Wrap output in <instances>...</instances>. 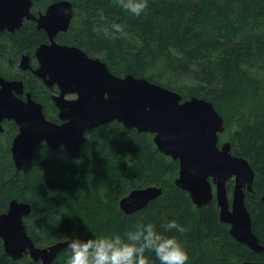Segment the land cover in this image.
Wrapping results in <instances>:
<instances>
[{
  "label": "trees",
  "instance_id": "trees-1",
  "mask_svg": "<svg viewBox=\"0 0 264 264\" xmlns=\"http://www.w3.org/2000/svg\"><path fill=\"white\" fill-rule=\"evenodd\" d=\"M56 1L61 0L36 1L33 11ZM69 1L75 16L69 31L57 38L59 43L101 59L119 77L146 78L184 100L197 96L214 104L225 120L220 144L230 142L232 154L247 159L256 173L246 204L253 232L264 247V0H148L146 13L139 17L116 0ZM113 24L123 25L127 35L106 38L104 30L114 31ZM46 40L44 31L25 25L14 35L0 36V56L16 63L23 52H33ZM25 80L46 118L59 122L52 89L35 76ZM17 132L18 126L6 121L0 133V211L6 212L13 200L28 203L32 212L25 225L37 246L93 234L123 235L140 223H152L164 232L162 225L175 219L187 231L165 234L181 241L188 264L264 261V251L253 252L232 237L216 199L198 208L189 193L176 186L179 161L162 154L153 135L118 122L106 124L86 133L80 159L64 147L51 150L43 144L24 173L17 170L11 153ZM148 186L162 187V195L136 213L120 209L122 198ZM233 186L229 181V198ZM70 255L67 248L51 264H67ZM147 255L151 264H159L155 254ZM0 264L42 262L28 255L14 261L0 238Z\"/></svg>",
  "mask_w": 264,
  "mask_h": 264
},
{
  "label": "water",
  "instance_id": "water-1",
  "mask_svg": "<svg viewBox=\"0 0 264 264\" xmlns=\"http://www.w3.org/2000/svg\"><path fill=\"white\" fill-rule=\"evenodd\" d=\"M36 1L0 0V32H15L29 19L47 33L50 43L37 48L40 66L34 73L47 87L59 88V94H54L52 100L61 123L48 120L42 105L29 94L26 102L15 95L23 93L21 81H7L0 76V133L5 121L18 126L11 143L17 170L28 173L36 149L43 144L51 150L64 147L73 158L80 159L88 131L118 122L127 129L153 135L158 150L179 161L176 186L188 192L198 208L216 199L220 219L230 226L232 237L253 252H263L246 204V192L253 190L256 173L247 159L232 154L230 142L220 145L225 120L214 104L197 96L184 100L179 93L146 78L119 77L105 62L90 57L79 47L58 44L55 37L68 31L74 19L73 3L56 1L37 18L32 13ZM65 9L66 13L62 11ZM26 61L24 57V69L28 68L23 65ZM68 95L77 97L68 99ZM230 180L234 181V188L229 198ZM162 193L159 186L134 189L121 199L120 209L126 214L136 213ZM31 212L28 203L18 200L11 201L6 212L0 211V238L5 253L14 261L28 255L33 261L51 264L69 248L71 240L37 246L25 225ZM243 264H264V261Z\"/></svg>",
  "mask_w": 264,
  "mask_h": 264
},
{
  "label": "clouds",
  "instance_id": "clouds-1",
  "mask_svg": "<svg viewBox=\"0 0 264 264\" xmlns=\"http://www.w3.org/2000/svg\"><path fill=\"white\" fill-rule=\"evenodd\" d=\"M116 3L136 17L145 14L148 8V0H116ZM62 11L67 12L66 9ZM111 28L114 31L104 30L106 38L127 35L123 25L113 24ZM162 228L164 232L157 231L152 223H140L123 235L93 234L87 239H72L67 264H151L147 254H155L159 264H188L189 256L181 241L165 234L172 231L184 234L187 228L175 219Z\"/></svg>",
  "mask_w": 264,
  "mask_h": 264
},
{
  "label": "flooded vegetation",
  "instance_id": "flooded-vegetation-1",
  "mask_svg": "<svg viewBox=\"0 0 264 264\" xmlns=\"http://www.w3.org/2000/svg\"><path fill=\"white\" fill-rule=\"evenodd\" d=\"M39 1V0H38ZM49 6V5H48ZM48 6L44 9V10H39L36 14L34 13L33 11V8H32V13L38 18L40 17L41 14H45L46 11H47V8ZM33 7H34V4H33ZM75 11V10H74ZM73 21V20H72ZM25 25H28L29 28H33L35 27V29L38 31L39 29L37 28V22L35 20H29V19H25L24 22H23V26L19 29V30H16L15 32H9V31H5V32H0V36H3V37H6V35L8 34H16L18 31H20L21 29L24 28ZM70 28V27H69ZM40 31H44V30H40ZM69 31V29H68ZM68 31L66 32H60L56 37H55V41L58 43V44H62V43H59L57 38L59 37L60 34H64V33H67ZM45 32V31H44ZM46 36H47V40L45 42H41L39 44H37V46L35 45V48L33 50V52H30V53H26V52H23L20 57L18 58L17 62L14 63L13 60L10 58V57H7L6 59L4 58H1L0 56V76L2 78H4L5 80L7 81H21L23 83V93L22 94H17L15 93V95L19 98H21L23 101H27L28 100V97L27 95L29 94L31 99L35 101V99L33 98V95L31 94L29 88H27V85H26V80H25V77L26 78H30V77H37L39 78L35 73L34 71H36L39 66H40V63H39V60L37 58V55H36V51H37V48L42 45V44H49L50 43V39L47 35V33L45 32ZM62 45H67V44H62ZM69 46H73V45H69ZM77 47V46H76ZM24 57H27V61L23 64L24 66L28 67L27 69H24L22 67V62H23V59ZM15 64V65H14ZM21 72L24 76H21L22 74H20V76H17L15 72ZM24 78V79H23ZM42 82L43 80L41 78H39ZM43 84L47 87V85L43 82ZM49 89H52V90H49V91H52V94H51V101L53 103V107H55L56 111H57V119L59 120V110L56 108L55 106V103L54 101L52 100V96L54 94H59L60 90L59 88L55 85L53 87H47ZM71 97V98H69ZM77 96L76 95H68L67 98L68 99H74L76 98ZM37 102V101H36ZM40 103V102H38ZM41 104V103H40ZM42 105V104H41ZM43 107V106H42ZM44 112V111H43ZM6 122V121H5ZM4 122V123H5ZM54 122V121H53ZM56 123H61V121L59 120V122H56ZM18 133V132H17ZM230 181H233V180H230ZM255 182V181H254ZM234 188V186H233ZM253 188H254V184H253ZM253 190L251 192H246V197L249 193H252ZM232 196V195H231Z\"/></svg>",
  "mask_w": 264,
  "mask_h": 264
},
{
  "label": "rangeland",
  "instance_id": "rangeland-1",
  "mask_svg": "<svg viewBox=\"0 0 264 264\" xmlns=\"http://www.w3.org/2000/svg\"><path fill=\"white\" fill-rule=\"evenodd\" d=\"M69 98H71V97H69Z\"/></svg>",
  "mask_w": 264,
  "mask_h": 264
},
{
  "label": "bare ground",
  "instance_id": "bare-ground-1",
  "mask_svg": "<svg viewBox=\"0 0 264 264\" xmlns=\"http://www.w3.org/2000/svg\"><path fill=\"white\" fill-rule=\"evenodd\" d=\"M224 143V142H223Z\"/></svg>",
  "mask_w": 264,
  "mask_h": 264
}]
</instances>
